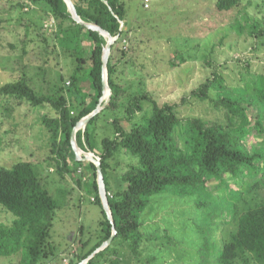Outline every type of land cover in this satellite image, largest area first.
Masks as SVG:
<instances>
[{"label": "rangeland", "instance_id": "rangeland-1", "mask_svg": "<svg viewBox=\"0 0 264 264\" xmlns=\"http://www.w3.org/2000/svg\"><path fill=\"white\" fill-rule=\"evenodd\" d=\"M123 1L128 17L121 26L124 31L121 41L118 36L114 37L113 56L118 83L130 94L147 92L161 105H174L181 119L215 121L222 118L223 113L209 102L193 97L192 91L215 72L225 79L226 93L243 96V80L247 76L250 80L264 76V34L254 37L251 28L257 24V34L264 29V0H241L228 12L217 10V0ZM68 12L73 18L69 7ZM237 26H242L243 30L240 32ZM73 38V32L62 29L46 6L31 0H0V86L25 79L39 95L63 94L71 101L69 88L77 72L74 53L78 43ZM83 46L86 49L87 44ZM175 53L187 62L179 65L174 59ZM83 82L85 89L81 91L86 94L89 83ZM1 99L4 107L14 110L8 117L0 111V168H11L20 161L35 165L50 194L61 200L51 239L57 253L48 264L77 261L83 251L82 242H88L85 248L88 249L103 235L100 225L103 213L94 195L82 189L70 174L62 177L50 158V133L42 121L45 116L56 118L58 114L48 105L36 108L24 101ZM102 99L105 103L107 94ZM143 107V112H150L149 102ZM116 116L123 117L124 113L106 112L96 121L99 150L103 138H114L111 122ZM125 125L130 130L133 124ZM75 142L77 157L87 156L93 160L77 158L83 163L77 168V175L84 186L94 176L87 163L96 165L100 158L83 151ZM245 142L250 151H264V136H251ZM136 162L124 152L110 161V196L125 187L121 175ZM96 173L99 182L97 170ZM228 181L229 188L211 179L205 189L193 195L177 197L166 192L155 197L141 219L143 226L153 231V239L143 243L137 255L129 242L117 241L113 246L115 252L107 255L108 264H203L209 252L208 244L216 243L221 248L237 230V221L227 216L233 205L230 189H237L231 179ZM241 190L240 213L264 204V189L249 193L245 182ZM206 211L212 212V218L206 217ZM215 212L222 218L214 221ZM14 219L0 206V225L10 226ZM206 221L213 224L214 231L209 235H205L202 227ZM19 261L20 256L0 258V264H19Z\"/></svg>", "mask_w": 264, "mask_h": 264}, {"label": "trees", "instance_id": "trees-1", "mask_svg": "<svg viewBox=\"0 0 264 264\" xmlns=\"http://www.w3.org/2000/svg\"><path fill=\"white\" fill-rule=\"evenodd\" d=\"M31 1L46 6L59 26L73 32V39L78 41L74 53L77 72L69 88L71 101L63 94L39 95L25 79L1 85L0 98L17 103L24 101L36 108L48 105L57 112L58 117L45 116L42 121L50 133V158L59 174L62 177L70 174L82 189L94 195L102 210L100 225L103 235L88 249H85L88 242H82L83 251L77 261L72 259L70 264L85 261L86 264H108L107 255L115 252L113 246L117 241L129 242L132 252L140 254L143 243L153 239V231L147 230L141 219L154 198L166 192L174 193L177 197L193 195L205 189L211 179L226 188H229V179L234 182L237 190L230 189L233 205L227 216L237 221V230L221 248L216 243H209V252L204 256L203 264H264V204L243 213L238 211L243 196L241 187L245 182L249 193L264 189V151H250L245 142L251 136H264V76L256 80H250L247 76L243 80V96H234L226 93L223 76L214 72L213 77L192 91V96L199 101L209 102L210 106L223 113L222 118L215 121L203 118L185 120L178 117L174 105H161L147 92L130 94L118 83L113 45L107 64L111 99L75 136L80 149L100 158L111 221L103 210L96 165L87 163L93 169L94 176L83 186L82 179L77 175V168L83 163L77 159L72 145V132L78 123L102 105L106 38L97 31L79 25L68 12L64 0ZM72 2L82 21L97 25L112 37L118 36L121 41L124 35L121 22H127L128 17L123 0ZM240 2L217 0L216 8L219 12H228ZM236 28L240 32L243 30L242 26ZM251 28L254 37L264 34V29L257 34V24ZM84 43L87 44L86 49ZM174 59L179 65L187 62L179 53H175ZM83 81L89 83L86 94L81 91L85 89ZM146 102L151 104L149 113L143 112ZM13 110L0 103V111L7 117L12 115ZM120 111L124 116H116L111 122L114 138H103L99 150L96 121L106 112ZM141 113L139 121H136ZM125 124L133 125L127 130ZM177 137L180 139L177 140ZM119 152H124L137 162L130 164L121 175L125 187L110 196V161ZM0 206L15 218L10 226L0 225V258L20 256L19 264H48L57 253L51 239L61 200L50 194L34 164L20 161L11 168H0ZM206 217L212 218V212L206 211ZM213 218L215 221L222 216L216 213ZM212 225L206 221L202 226L205 235L214 231ZM114 232L116 234L111 244L97 252Z\"/></svg>", "mask_w": 264, "mask_h": 264}, {"label": "water", "instance_id": "water-1", "mask_svg": "<svg viewBox=\"0 0 264 264\" xmlns=\"http://www.w3.org/2000/svg\"><path fill=\"white\" fill-rule=\"evenodd\" d=\"M65 3L67 4V6L72 10V14H73V18L74 20L79 24L82 25L84 27H86L87 29L93 30V31H97L100 33V35L102 36V34H107L109 37V41L107 42L106 48L104 50V54H103V63H104V71H103V93L104 95L107 94V100L105 103H103V99H101L100 101V105L91 115H89L88 117L82 119L77 127H80L81 129H85V127L87 126V124L89 123V121L92 119L93 116L97 115L98 113H100L106 106V104L109 102L112 92L111 89L108 86V71H107V64L109 62V58L111 55V49L112 46L114 44L115 38L112 37L108 32L104 31L102 28L98 27L97 25L94 24H90V23H86L84 21L81 20V18L78 16L76 9L74 7V5L72 4V2L70 0H64ZM123 22H121V26L123 27ZM75 128L72 132V145L73 148L76 152V155H78V151H77V145L75 144L76 140H75V136L78 132V128ZM79 158V157H77ZM80 159V158H79ZM89 158L87 156H85L84 158H81L80 160H88ZM89 161H93L92 158L89 159ZM96 168L98 171V176H99V191H100V197H101V201L103 204V209L106 212V214L108 215L109 219L112 221V214L109 208V203H108V198H107V193H106V188H105V184H104V177H103V172H102V167H101V162L100 160L96 161ZM115 232L112 234L111 238L103 245L102 248H104L105 246H108L111 244L114 236H115ZM103 249H99L97 252L101 251ZM96 252V253H97Z\"/></svg>", "mask_w": 264, "mask_h": 264}, {"label": "bare ground", "instance_id": "bare-ground-1", "mask_svg": "<svg viewBox=\"0 0 264 264\" xmlns=\"http://www.w3.org/2000/svg\"><path fill=\"white\" fill-rule=\"evenodd\" d=\"M106 39H107V42L109 41V37L107 34H102Z\"/></svg>", "mask_w": 264, "mask_h": 264}, {"label": "built area", "instance_id": "built-area-1", "mask_svg": "<svg viewBox=\"0 0 264 264\" xmlns=\"http://www.w3.org/2000/svg\"><path fill=\"white\" fill-rule=\"evenodd\" d=\"M148 2V0H146Z\"/></svg>", "mask_w": 264, "mask_h": 264}]
</instances>
